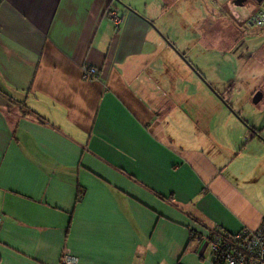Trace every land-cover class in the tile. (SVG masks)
Wrapping results in <instances>:
<instances>
[{"label":"crops","instance_id":"0c3cea01","mask_svg":"<svg viewBox=\"0 0 264 264\" xmlns=\"http://www.w3.org/2000/svg\"><path fill=\"white\" fill-rule=\"evenodd\" d=\"M201 1L0 0V264H212L208 229L264 227V76L190 61Z\"/></svg>","mask_w":264,"mask_h":264},{"label":"rangeland","instance_id":"374dc122","mask_svg":"<svg viewBox=\"0 0 264 264\" xmlns=\"http://www.w3.org/2000/svg\"><path fill=\"white\" fill-rule=\"evenodd\" d=\"M235 1L217 0L215 4L213 0H202L199 14L190 16L186 11L182 50L190 61L196 62L195 66L201 73L212 76L214 80L224 73L264 76V27L249 26L250 18L264 10V2L259 4L255 0H247L244 7H228ZM221 11L225 16L220 15ZM204 41L216 42L217 48L207 53L203 45H197V42L203 44Z\"/></svg>","mask_w":264,"mask_h":264},{"label":"built area","instance_id":"2783aa9c","mask_svg":"<svg viewBox=\"0 0 264 264\" xmlns=\"http://www.w3.org/2000/svg\"><path fill=\"white\" fill-rule=\"evenodd\" d=\"M104 18L117 27L121 17L112 8H107ZM249 26H264V11H261L250 18ZM99 73L93 66H85L82 78L87 81L98 79ZM1 226V218H0ZM206 245L211 251V263L221 264H264V227L258 230H251L243 227L241 230L229 233L219 228L208 229ZM58 264H77V257L63 252Z\"/></svg>","mask_w":264,"mask_h":264},{"label":"water","instance_id":"95a60500","mask_svg":"<svg viewBox=\"0 0 264 264\" xmlns=\"http://www.w3.org/2000/svg\"><path fill=\"white\" fill-rule=\"evenodd\" d=\"M241 2V5L244 3V1H246V0H236L235 2L236 3H238V2ZM257 3H259V4H262L263 2H264V0H255ZM260 96H261V94L260 93H257L255 96H254V100L255 101H258L259 99H260Z\"/></svg>","mask_w":264,"mask_h":264},{"label":"trees","instance_id":"16d2710c","mask_svg":"<svg viewBox=\"0 0 264 264\" xmlns=\"http://www.w3.org/2000/svg\"><path fill=\"white\" fill-rule=\"evenodd\" d=\"M215 264H221V263H215Z\"/></svg>","mask_w":264,"mask_h":264}]
</instances>
